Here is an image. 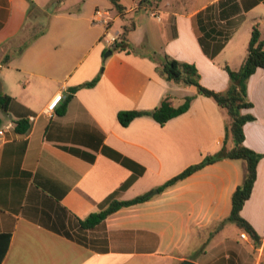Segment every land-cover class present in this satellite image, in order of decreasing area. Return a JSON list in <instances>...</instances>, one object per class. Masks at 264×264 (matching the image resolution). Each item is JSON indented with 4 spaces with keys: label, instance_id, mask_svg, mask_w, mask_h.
<instances>
[{
    "label": "crops",
    "instance_id": "crops-1",
    "mask_svg": "<svg viewBox=\"0 0 264 264\" xmlns=\"http://www.w3.org/2000/svg\"><path fill=\"white\" fill-rule=\"evenodd\" d=\"M119 2L122 12L110 0L54 1L45 31L17 54L24 39L12 40L43 5L0 0V91L11 96L0 113V241L7 245L0 264H264L263 68L247 80L252 107L243 111L254 116L243 125L244 144L263 156L240 211L259 239L230 221L215 230L242 182L241 159L217 160L157 189L218 151L229 123L226 109L195 86L166 80L157 69L162 56L194 63L203 86L225 92L224 66L241 65L253 25L264 39V0ZM97 8L109 12L117 34L134 25L125 33L130 48L104 45V27L92 21ZM99 73L93 86L70 93ZM165 95L175 106L192 100L162 125L150 116L118 122L119 111L153 109ZM21 119L29 125L23 133L15 130ZM144 193L149 199L93 227L80 223L109 198Z\"/></svg>",
    "mask_w": 264,
    "mask_h": 264
},
{
    "label": "trees",
    "instance_id": "trees-1",
    "mask_svg": "<svg viewBox=\"0 0 264 264\" xmlns=\"http://www.w3.org/2000/svg\"><path fill=\"white\" fill-rule=\"evenodd\" d=\"M60 1L61 0H55L56 3H59ZM110 2L112 3L114 9L117 10V12H122L125 9L121 5L119 0H110ZM30 11L31 10H29V13ZM133 26V24H131L129 27L124 26L123 31L118 34V41L113 46H111L112 49L130 48V45L126 40L125 33ZM44 31L45 27H43L38 32L29 34L24 42L18 47L17 54H20L32 40H34ZM8 58L9 56L6 55L5 60ZM224 68L228 73L230 84L225 92H220L209 89L201 84L200 75L194 63L179 61L175 58L170 57L169 55L164 54L162 56L161 63L157 65L158 71L165 77L166 80L173 81L185 86H195L199 94L212 98L218 106L225 108L229 115V123L225 127V137L220 149L212 154L206 155L199 163L187 167L179 174L168 179L162 185L158 186L157 189L158 191H161L167 186H170L178 180L188 176L198 168L206 164L213 163L217 160L224 158L241 159L245 165L242 182L237 185V187L232 192L231 211L229 215L226 219L215 226V230H218L224 222L230 221L235 223V225L239 229L246 231L254 241H257L259 239L258 234L240 213L244 202L249 198L251 194L252 187L256 178V166L259 159L263 156V154L255 152L244 144L243 133V125L247 121L254 119V116L250 112H243L244 110H248L252 107V103L247 98V80L257 68L264 69V39L261 38L259 29L256 25H253L251 29L250 38L246 47V55L241 65L237 69H231L228 66H224ZM99 76L100 73L90 81H87L75 87H71L70 93L72 94L79 87L93 86L97 82ZM71 94L65 97V100L63 101V104L58 111L59 114H63L65 112L66 104ZM10 100V95L0 91V113L7 111ZM191 100L192 97L187 96L185 97L182 104L175 106L173 105L171 96L165 95L160 100L159 104L153 109L142 111H119L117 113V120L121 125L126 126L135 117L150 116L156 122L162 125L167 120L187 110ZM28 127L29 125L25 119L17 120L15 122V130L19 133L27 131ZM228 139H230L232 142L231 147H227L226 143ZM147 199H149V196L146 193L137 195L127 200L109 198L107 201V205L104 208L90 212L80 220V223L83 227L86 228L93 227L119 208L143 202ZM6 246L7 245L5 240L0 241V263L4 256Z\"/></svg>",
    "mask_w": 264,
    "mask_h": 264
},
{
    "label": "built area",
    "instance_id": "built-area-1",
    "mask_svg": "<svg viewBox=\"0 0 264 264\" xmlns=\"http://www.w3.org/2000/svg\"><path fill=\"white\" fill-rule=\"evenodd\" d=\"M110 15L109 12L100 8H97L93 15H92V21L94 23H99L103 25L104 30L101 36V40L103 41L104 45L106 47L113 46L119 39L118 34L113 32L111 30L110 26ZM62 98L61 94L55 95L48 103L47 110H53L58 103V101ZM33 116L29 117V120H32ZM4 133V129L0 126V135ZM240 236L242 238H246L247 234L242 232L240 233Z\"/></svg>",
    "mask_w": 264,
    "mask_h": 264
},
{
    "label": "rangeland",
    "instance_id": "rangeland-1",
    "mask_svg": "<svg viewBox=\"0 0 264 264\" xmlns=\"http://www.w3.org/2000/svg\"><path fill=\"white\" fill-rule=\"evenodd\" d=\"M54 1L55 0H41L43 7L42 8L36 7L33 12V14L37 16V19L28 21V23L25 26V29L18 35L17 38L13 39L12 42L19 43L21 42L22 39L25 40L29 34H33L39 31L44 26L49 12L54 8L53 7Z\"/></svg>",
    "mask_w": 264,
    "mask_h": 264
},
{
    "label": "water",
    "instance_id": "water-1",
    "mask_svg": "<svg viewBox=\"0 0 264 264\" xmlns=\"http://www.w3.org/2000/svg\"><path fill=\"white\" fill-rule=\"evenodd\" d=\"M110 53H111V50H108V51H106V52L104 53V56H107V55H109ZM153 192L156 193L157 190H154ZM151 194H152V193H151ZM180 264H193V263H192L191 261L185 259V260H183Z\"/></svg>",
    "mask_w": 264,
    "mask_h": 264
}]
</instances>
